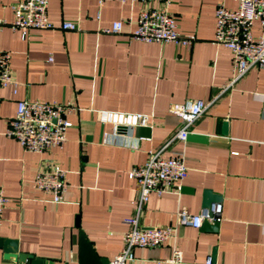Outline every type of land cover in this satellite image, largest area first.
Returning a JSON list of instances; mask_svg holds the SVG:
<instances>
[{
	"label": "crops",
	"instance_id": "0c3cea01",
	"mask_svg": "<svg viewBox=\"0 0 264 264\" xmlns=\"http://www.w3.org/2000/svg\"><path fill=\"white\" fill-rule=\"evenodd\" d=\"M15 1L0 0V19H12ZM48 1L55 25L75 21L78 29H30L23 39L18 30L0 28V50L10 51L17 82L15 92L0 86V186L10 199L0 238L16 240L18 252L44 264H78L82 231L109 261L123 246L125 220L136 212L138 187L128 171L161 150L165 157L182 154L188 175L178 187L151 192L138 224L172 225L175 236L158 246L135 247L129 264H173L172 247L182 251L176 264H206L207 257L212 264H264V69L252 68L228 86L231 52L212 44L216 6L235 9L238 1L174 0L169 11L178 29L196 37L190 47L130 40L140 3ZM116 20L124 22L123 31L105 33ZM258 28L256 23L255 33ZM22 99L71 105L72 126L60 147L25 151L5 135ZM196 99L213 102L185 141L168 143L180 125L169 107ZM100 110L148 114L152 126L113 135L112 125L98 120ZM51 163L67 171L69 187L60 203L30 184ZM205 190L220 197L211 202L222 204L218 230L179 224L178 211L204 208ZM0 264L27 263L5 258L0 248Z\"/></svg>",
	"mask_w": 264,
	"mask_h": 264
},
{
	"label": "built area",
	"instance_id": "2783aa9c",
	"mask_svg": "<svg viewBox=\"0 0 264 264\" xmlns=\"http://www.w3.org/2000/svg\"><path fill=\"white\" fill-rule=\"evenodd\" d=\"M107 0H97L102 5ZM140 3L143 7L136 20V27L128 32L130 40L144 43H173L176 46L190 47L196 37L193 34L182 33L169 6L174 0H153L157 6H149L152 0H117ZM235 9H228L220 3L214 11V36L212 44L216 47H226L232 55V77L228 86L234 84L250 69H264V0H237ZM48 0H16L11 4L13 17L11 20L0 19V28L9 27L18 30L23 39L27 38L30 29L77 30L75 21H63L55 25L48 15ZM258 24L257 33L254 32ZM124 22L114 21L103 31L108 34H119L123 31ZM11 53L0 50V86H11L16 91L17 82L13 79L10 66ZM213 101L196 99L185 103H175L169 107V112L180 119L179 127L174 131L168 143L185 141L191 127L212 104ZM72 109L69 103L40 100H19L15 115L9 119L5 135L17 140L25 151L41 153L51 148L60 147L66 140L67 129L72 122L67 114ZM151 116L144 113H128L120 111H98V120L112 125V134L136 126L151 127ZM188 169L182 154L163 156L161 150L150 151L146 161L132 167L128 177L134 180L138 187V197L135 203L136 212L125 222L129 229L123 235L121 250L109 260L108 264H129L135 259V247L158 246L175 236V228L168 226L142 227L138 217L144 203L151 192L158 195L178 187L187 177ZM31 186L49 195L53 203H60L69 187L67 171L58 164L51 163L36 171L30 181ZM10 199L0 186V226L2 211ZM222 204L212 203L209 208H203L199 213H190L186 209L178 211L176 220L179 224L200 228L202 221H220ZM219 215V217H215ZM182 261V251L172 247L168 262L176 264ZM206 264H212L207 257Z\"/></svg>",
	"mask_w": 264,
	"mask_h": 264
},
{
	"label": "water",
	"instance_id": "95a60500",
	"mask_svg": "<svg viewBox=\"0 0 264 264\" xmlns=\"http://www.w3.org/2000/svg\"><path fill=\"white\" fill-rule=\"evenodd\" d=\"M226 124H224V128ZM218 195H213L209 190L204 191V208H209L213 200H219ZM219 217V215H215ZM220 221L215 220L211 224L209 220L205 218L201 223L202 229L217 231ZM78 225V223H76ZM78 245H79V259L78 264H108V260L99 257L94 250L92 243L87 239L86 235L79 231L78 233ZM0 248L3 249L5 258H14L16 261L26 262L27 264H44L42 259L33 257V255L27 253L18 252V245L16 240L0 238Z\"/></svg>",
	"mask_w": 264,
	"mask_h": 264
}]
</instances>
